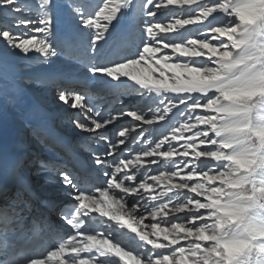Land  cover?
<instances>
[{
    "label": "snow or ice",
    "instance_id": "6c2138e0",
    "mask_svg": "<svg viewBox=\"0 0 264 264\" xmlns=\"http://www.w3.org/2000/svg\"><path fill=\"white\" fill-rule=\"evenodd\" d=\"M218 3L65 0L61 5L58 0H0V9L11 14L15 28L31 25L29 31L34 33L0 25V40L8 48L24 55L39 53L46 61L65 54L86 67L84 86L77 90L69 84L58 91L57 98L78 110L72 118L76 128L94 133L96 141L104 143L106 151H93L92 159L107 177L101 183L82 161L72 168H58L60 183L74 193L70 210H61V219L73 231L63 235L51 231L46 239L4 249L0 264H264V145L258 169L227 181L239 182L242 177L254 185L252 197L226 188L219 179L207 185L223 190L214 196L221 201L218 204L211 203L209 193L202 189L193 190L208 177L232 176L237 170L234 161L255 151L245 147L233 153L225 146L238 138L236 125L245 116L264 119V92L255 99L227 98L232 93L264 89V44L257 43V33L252 31L242 32L231 42L220 36L227 20H219L222 12H208ZM62 7L74 25L72 35L65 38L56 32ZM184 9H189L187 14ZM30 11L38 16L37 21L28 17ZM165 14L170 22L157 19ZM125 17L133 27L121 30ZM176 20L186 23L160 31ZM189 25L197 26L194 37L188 35ZM258 32L264 33V27ZM209 46L219 49V54L212 55ZM182 49L193 53L184 55ZM74 51L78 54L73 55ZM257 59L259 64H255ZM4 63L6 68V58ZM173 65L201 69L211 79L187 89L158 85L165 69ZM88 81L117 98L127 91L141 97L155 93L157 106L102 113ZM125 117L131 118V124L118 126L117 121ZM109 126L115 129L111 135ZM221 152L223 157L213 155ZM221 209H236L239 215L232 218ZM119 230H126L120 235L134 247L121 246L122 241L113 236ZM201 233L210 238L201 239ZM226 245L238 251L229 256Z\"/></svg>",
    "mask_w": 264,
    "mask_h": 264
},
{
    "label": "rangeland",
    "instance_id": "374dc122",
    "mask_svg": "<svg viewBox=\"0 0 264 264\" xmlns=\"http://www.w3.org/2000/svg\"><path fill=\"white\" fill-rule=\"evenodd\" d=\"M30 2H31V0H30ZM170 2H177L181 5H184V4L190 3L191 0H170ZM252 2H253V0H220V3L216 4L215 7L208 8V12H222L224 14L223 16L219 17L220 21L227 20L226 26L220 30V36H222V37L226 36L230 42L235 41L237 39V37L239 36L238 35L239 32H243L245 30V28L248 27V25H252V28L257 33V43H260V36H259L260 34L258 32V28L264 27V1H263L262 6L259 7L258 10H254ZM58 3H60L61 5H64L65 0H58ZM188 11H189V9H184L185 14H187ZM253 12L255 13V16L252 19V18H250V16L252 15ZM62 14H64L65 22H68L69 24L72 25V33H73V29H74V25H73L72 21L67 17L66 12L62 7L60 9L59 19L56 23V32L61 38L63 37V35H65V34L61 33L62 31L60 30V28L63 25V24H61V21L64 22V19L62 20V17H61ZM28 17L30 19H32L34 22L38 20L37 19L38 16L35 14L34 11H30L28 13ZM157 19H159L163 22H170L168 20L167 14L158 16ZM128 23L131 24L133 27V24L130 21V19L125 17L124 19L121 20L120 25H125L126 27H129ZM184 23H186V21L176 20L173 24L169 25L168 27H161L160 31L161 32L172 31L174 28H176L177 25H180L182 27ZM5 24H7L9 27H13L14 31L22 32V33H25L27 35H33L34 34V33L29 31V29L32 27L31 25H29L28 29L15 28L14 27V21H13L11 14L7 13L5 9H0V25H5ZM187 27L189 28L188 35H190V37H194L197 33L193 29H195L197 26L196 25H189ZM65 32H67V30H65ZM35 35L39 36L40 34H35ZM170 35L174 36V35H177V33H172ZM168 39H172V37H168ZM0 42L2 43L4 41L0 40ZM208 50L212 55L219 54V49H214V48L209 46ZM181 51L184 55H191L193 53L192 49H187V50L182 49ZM233 52L238 53L239 49H233ZM76 53L77 52L74 51L73 55L78 54V53L77 54ZM5 54H6V57H5ZM0 55H3V56H0V61L4 62V60L6 58L7 65H10L11 69L14 68L13 70L17 71L19 74L17 76V78L19 77L17 82H14L10 86L4 87L3 89L5 92H7L6 97L9 96V93H11L12 95H14V99L17 98L18 100L19 99L21 100L20 102L22 105L18 106L17 105L18 102L13 103L12 98L9 97L8 100L10 103H7L5 106V112L7 114L12 116L16 112V114L19 113L20 116L22 117L24 114H26L25 110H23V107L28 106L29 102H30L27 95L24 93L25 90L34 86L35 90H37V89L39 90V91H35V93H34L35 96L38 97V98L35 97V99L39 100L42 98V96L44 94V91L41 92V89L43 87L47 86V90L51 91L50 95L52 98L50 99V97H49V99H50V100L48 99L49 101H44V102L39 101L41 104L39 106L41 112H46V111L47 112H50V111L53 112L54 111L53 113L60 114L62 117L64 115V117L62 118L63 122L60 123V122L53 121V120L49 121L48 120L50 118V115H49L48 119L45 120V122H46L45 127L48 126L47 127L48 129L45 128V131H47V132L49 131L50 132L49 135H53V134L54 135H62V134L71 132V133H75V134H73L74 138H76V137L82 138L83 136L86 137L89 134V133L82 132L80 129L76 128L72 122V118L78 115V110L69 108L67 105H64L62 102H60L57 98L58 91L61 88H64L63 83H61V82H64V84H65V82L69 81V79L70 80L72 78L76 79L78 76H75V72H78L79 76L83 75V73L85 71L87 72V69L83 64H81L76 59H70L65 54H60L57 57H53V58L46 61L45 58L39 53L30 52L27 55H24L23 53H20L18 50H13L11 48H8V46L5 47L3 50H0ZM168 72H172L173 75L168 76L167 75ZM165 73H166L165 78L161 79L157 82L158 85H160V86H170V87H177V88H181V89H187V88H191L195 85L204 83V82L208 81L209 79H211V77L205 76L203 70H201V69H187V68H181V67L175 66V65L166 68ZM70 76H73V77L71 78ZM46 77L47 78L55 77L56 81L58 82V86H56L55 88L54 87L52 88L51 85L41 84V83H45V80L46 81L48 80V79H46ZM173 79L175 80V84L172 83ZM71 82L73 84H75V83H77V79L71 80ZM87 86H88V89L95 96V100L99 99L100 98L99 93L95 92L96 89H98L99 87H97V88L93 87V86L90 87L88 84H87ZM254 91L256 92V93H254V95H255L254 98L247 97L248 94L253 93ZM262 92H264V89L259 90V88H255V89H252L249 91L232 93L231 95L232 96L233 95L240 96L239 98H237V100L240 101L244 98L255 99L256 97L260 96L262 94ZM21 94H23V96ZM38 94H40V95L38 96ZM48 95H45V98H48L47 97ZM147 96H148L147 93H145V95L143 97H141L140 95H138L134 91H127V92H125V94L120 95L118 98L115 97L113 99V102L104 103L101 101L97 106L102 105L104 107L107 105L109 107V109L121 108V107L129 108L128 106H126V103L130 102V103H133L132 107H134V106L140 107L141 109H144V110H146L148 107L155 108L157 106V102H158L159 98L155 97V94L150 98H147ZM61 108H63V109H61ZM199 111H201V110H198V112ZM22 113H24V114H22ZM30 113L28 114V116L32 120L36 119L37 114H38V116H40L39 115L40 113H33V112H30ZM249 118H250V122L248 124V127L243 128V127L236 125V127L234 129V133L238 138L229 142L227 145H225L226 147L231 148L233 145H235V143H237V141H240V139H243L246 142L247 146L258 149V150H260L261 145H264V136L260 132L258 133V131L254 128V126L257 125V123L259 122L260 119H257L255 115H252ZM37 119L40 122H42V121H44L45 118L41 117L40 119L39 118H37ZM244 119H246V118H244ZM22 122H23V120H22ZM118 123H121L122 125H129V124H131V118L125 117L124 119L117 121V125H118ZM146 123H152V121H148ZM162 123H166V122H162ZM142 127L146 128L148 126L142 125ZM213 127H215V126H213ZM31 129H32V127H28L25 130V132L27 133V137L25 139V142L27 143V145L30 146L29 151H32V155L34 157V158L29 157L31 162L34 163L36 166H37V164L42 165V167H40V168L38 167V169L45 168L44 170L50 172L52 175H56L58 172L57 170L50 169V167L46 168V166H44L45 165L44 162H42V164H41L40 161H37V159L43 160L42 149H41L42 146L40 145V143L43 141H42V138L40 136H38V134L36 132H32ZM79 134H80V136H79ZM91 134H93V133H91ZM109 134H110V130H109ZM153 138L155 139V138H159V137L156 136ZM91 141H92V144H95V146L93 148L98 149V151H103V152L106 151L104 143L103 142H97L96 137L93 139H87L86 140V142H90V143H91ZM221 142L223 143V140H221ZM173 143L175 144L176 142H173ZM37 155L39 158H37ZM213 155H219L220 157H223L224 153L223 152L214 153ZM109 159H111V157H109ZM234 163L237 166V170L233 171L232 176H225L222 179L215 177V176L208 177L205 184L195 185L193 190L194 191H200L202 189L203 192L209 193L207 198L209 199V201L211 203L218 204L221 201L215 200L214 196L221 195L223 190L217 189V188L209 189L207 185L208 184H214L219 179L221 183H225L226 188H232L235 190H239L242 192V194H244L248 197H252L254 195V193L252 192V188L254 187V185L249 184L242 177H241V180L239 182L227 183V181L232 180L233 177H240L241 173H248L251 170H253L254 168L258 169L260 161L255 160L253 165L251 167H249L250 169L242 166L241 163H239V161H237V159L234 161ZM152 167H153V169H155V167H157V166H152ZM35 170H37L36 167H35ZM152 174H155V171H153ZM34 177L36 178V184L43 186V187H46L48 182H51L53 185V188H55L56 185H55L54 181H60L58 178L54 180V178L53 179L48 178V176L46 178H43V177H40L39 174H35ZM257 192H259V189H257ZM0 203H1V201H0ZM123 231H126V230H119V231L113 232L114 237L121 239L122 236L120 235V233ZM123 238H124V241L126 243H130V244H132V247H134V244L131 240L127 239V237H124V236H123ZM200 238L201 239H208L210 237H208L207 233H201ZM225 250L229 256L234 255L235 252L238 251V249L235 248L234 246H227V245L225 246Z\"/></svg>",
    "mask_w": 264,
    "mask_h": 264
},
{
    "label": "bare ground",
    "instance_id": "6f19581e",
    "mask_svg": "<svg viewBox=\"0 0 264 264\" xmlns=\"http://www.w3.org/2000/svg\"><path fill=\"white\" fill-rule=\"evenodd\" d=\"M263 1L264 0H253L252 3H253L254 10H258V8L262 6ZM254 16H255V13L253 12L252 15L250 16V18L253 19ZM61 17H62V20L64 19V22L61 21V24H63V25L60 28V30L62 31L61 33L65 34V35L62 34L63 35L62 38H65V37H68V36L72 35V25L69 24L68 22H65L64 14H62ZM128 25H129V27H126L125 25H120V29L121 30H128V29H130L132 27L131 24L128 23ZM65 30H67V32H65ZM245 31L255 32V30L252 28V25H248V27H246L243 32H245ZM241 33L242 32H239L238 35L241 36ZM259 34H260L259 35L260 36V43L259 44H264V33H259ZM5 47H7V45L4 42H2V43L0 42V50H3ZM259 54H260V52L258 50L257 55H259ZM0 56H3V55H0ZM259 63H260V60L257 59L255 61V64H259ZM13 69H11V66L10 65H7V67L5 68V63L3 61H0V139H4V140L8 141L11 144L18 143L19 145H22V144L25 145V143H26L25 142V139L27 137V133L25 132V130L28 127H32L31 131L32 132H36L38 134V136H40L42 138V141H43V142L40 143V145L42 146L41 149H42L43 160L37 159V161H40L41 164H42V162H44V163H51L50 165L53 167V169H57L60 166L59 163H58V159L55 158V155H56L57 150L54 151L52 149L53 148L52 146H54L55 143H54V140H52V139L50 140V136H49L50 132L49 131L48 132L45 131V128L48 127V126L45 127V125H46L45 120H47L48 117H49V115H50V118L48 119L49 121L50 120H53V121H57V122H60L61 123V122H63L62 121L63 120L62 118L64 117V115L62 117L60 114L53 113L54 111L53 112H51V111L50 112H47V111L46 112H41V110L39 108V106L41 104H40L39 101H43V102L44 101H49L52 98L51 95H50L51 94V91L47 90V86H45V87H43L41 89V92L44 91V94H43L42 98L39 99V100L38 99H35L36 96H35L34 93H35V91H39V90L38 89L35 90L34 89L35 88L34 86L33 87H30V88H28V89L25 90L24 93L27 95V97L30 100V102H29V105L28 106L23 107V110H25L26 114L22 113V114H24L22 117L20 116L19 113L16 114V112L12 116H10L9 114H7L5 112V106H6L7 103H10L9 100H8L9 97L12 98L13 103L14 102H18V104H17L18 106H21L22 105L21 102H20L21 100L20 99L18 100L17 98L14 99V95H12L11 93H9V96L6 97V93L7 92H5L4 89H3L6 86H10L14 82H17V80L19 78V77L17 78V76L19 74H18L17 71H15ZM86 74H87V72L85 71L83 73L84 76L81 78L82 75L80 74L81 76H79L78 72H75V76H78L76 79L80 78V80H82V81H84V78H85ZM47 77H46V79H48V80L47 81L45 80V83H41V84L51 85L52 88L53 87L55 88L56 86H58V82L56 81V78L55 77H50V78H47ZM70 77L72 78L73 76H70ZM76 79L72 78L71 80H76ZM71 80L69 79V81L65 82V84H64V82H61V83H63V86L64 87H68L69 84H71L73 87H75V88H77V90H79L80 89L79 83L73 84L74 82L72 81L73 82L72 83ZM87 83H89L93 87H96V88L99 87L98 85H96L95 83H93L91 81H88ZM98 89H96L95 92L99 93V97L100 98L95 100L96 105H98L101 102V100H103V102H105V103L106 102H113V99L115 98L114 95L108 94L107 92H104V91H99ZM259 90H261V88H259ZM254 93H256V92L254 91L253 93L248 94L247 97L254 98V96H255ZM23 94H21V95L23 96ZM154 94L155 93H152V94L147 93V95H148L147 98L152 97ZM39 95L40 94H38V96ZM45 95H48L47 96L48 98H45ZM49 97H50V99H49ZM239 97L240 96H238V95H233V96L230 95L227 98L234 99V100L238 101L237 98H239ZM36 98H38V97H36ZM126 106L132 107L133 106V103L128 102V103H126ZM63 108H61V109H63ZM98 108L101 110L102 113L110 110L108 106H105V107H103V106H100L99 107L98 106ZM30 112L40 113L39 114L40 116H38V114H37L36 115V118H39L40 119L41 117H43V118H45L44 121L40 122L37 119L38 120V121L36 120L37 123L34 122L35 119L32 120L28 116V114ZM244 118H246V119H244ZM22 120H23V122H22ZM249 122H250V118L248 116H245V117H241L240 118V123H238L237 125L244 128V127H248ZM118 125H122V124L121 123H118ZM109 128H110V134L109 135H111L112 132L115 131V129H113L110 126H109ZM254 128L258 131V133L260 132L264 136V119H260L259 122L257 123V125L254 126ZM73 134H75V133H71V132L70 133H66V135H69L70 139H71V137L73 138V140H72L73 141V143H72L73 146H75V147L77 146L78 147V146H80L81 144H84V143H86L87 146H91V147H94L95 146V144H92V141H91V143L90 142H86L87 139H93V138H95V134L94 133L93 134L89 133L86 137L83 136L82 138H80V137L74 138ZM79 136H80V134H79ZM84 146H85V144H84ZM28 147H30V146H28ZM139 147H140L139 144L136 145V149H138ZM245 147L248 148V149H255V148H252V147L247 146L246 145V142L243 139H240V141H237V143H235V145H233L231 147V149L233 150V153H240V152L243 151V149ZM27 148L24 147V150L26 149V151L24 152L23 156L21 157L20 164L22 166H24V167H28V168L31 167V169L29 170V176L32 179L34 178L35 174H39V176L40 177H43V178H46L48 176V178H56V177H59V179H60L59 174L52 175L50 172L44 170L45 168L38 169V167L40 168V167H42V165H38L37 164V166H36L34 163L31 162V160H30L29 157H33L32 151H29L30 149H27ZM59 148L63 150V148L60 145H59ZM82 150H84V149H82ZM58 156H59V154H58ZM37 158H39L38 155H37ZM255 160H259V161L261 160V152L258 149H255V151H249L248 153H246L245 155L240 156V158L237 159V161H239V163H241L242 166H244L245 168H248V169H250L249 167H251L253 165V163H254ZM92 164H94V166H97V169L100 172H103L102 169L100 168V166L99 165H96L93 162V160H92ZM35 167L37 168V170H35ZM27 175H28V173H27ZM104 178H105V180L107 179V177H105V176H104ZM35 181H36V179H35ZM56 186H58V187L59 186L64 187L59 181L56 183ZM67 190H68L69 194L66 195V196L68 198H71V197L74 198V193L71 194L72 196L70 197V190L69 189H67ZM53 191H54L53 185H52L51 182H49L48 185H47V188H46V192L48 194H50ZM56 191H57V189L54 192H56ZM43 193H44V191H43ZM55 195L53 196V198H54L53 203H56L57 201H60L61 199H63L61 196H59L60 194L59 195H56V196ZM12 200H14V197L12 196V194L9 195L8 197L6 196L5 199H3V197L0 196V201H1L0 207H2L3 204H5L6 202L12 201ZM20 201H22V200H20ZM33 204H36L37 205L38 202L36 201ZM29 205L30 204H28V205L25 204L21 208H26ZM38 206L40 207L39 204H38ZM221 210L222 211H225V213L227 215H230L232 218H236L239 215V212L236 209H221ZM93 216L98 217L99 220H107V218H105V217H99V214L98 213H93ZM85 219H87V218H85ZM108 223L109 224H114L111 221H108ZM120 240L122 241V245L121 246H124L126 242L124 241L123 236H122V238ZM126 244H127V246L129 248L132 247V244H130V243H126Z\"/></svg>",
    "mask_w": 264,
    "mask_h": 264
}]
</instances>
